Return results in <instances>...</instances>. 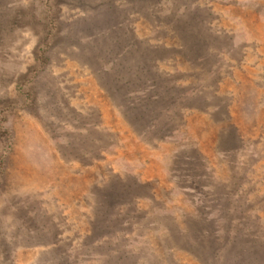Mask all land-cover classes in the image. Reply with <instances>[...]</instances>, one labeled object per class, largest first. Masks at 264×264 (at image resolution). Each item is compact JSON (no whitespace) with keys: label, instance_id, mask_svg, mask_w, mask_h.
Returning <instances> with one entry per match:
<instances>
[{"label":"rangeland","instance_id":"rangeland-1","mask_svg":"<svg viewBox=\"0 0 264 264\" xmlns=\"http://www.w3.org/2000/svg\"><path fill=\"white\" fill-rule=\"evenodd\" d=\"M104 19L177 76L159 131ZM0 264H264V0H0Z\"/></svg>","mask_w":264,"mask_h":264},{"label":"trees","instance_id":"trees-1","mask_svg":"<svg viewBox=\"0 0 264 264\" xmlns=\"http://www.w3.org/2000/svg\"><path fill=\"white\" fill-rule=\"evenodd\" d=\"M171 16L172 13L165 20L169 29L176 32L179 30L178 33H180V29L177 27L181 29L187 27L185 23L169 21L168 18ZM107 18L109 19V17ZM113 22H115L114 19L110 23L107 19H104L100 24L88 23L85 31L87 30L92 41V45L89 44L88 46L96 48L93 42L95 38H98L100 41L99 45L104 51L107 48L108 51H112L109 48L111 44L113 48H116L115 61H110L111 63L106 66H114L113 76L116 79L114 84L119 87H121L120 85L127 87L128 89H125V92H128L127 94L130 96L131 101L132 99L139 101V105L133 106L131 102H127L124 95H121L123 99L119 105H116L117 108L123 109L124 112L122 114L125 118L128 119V116H133L134 119L147 120L149 124L147 130L151 127L152 130L159 131L166 117L162 110L163 103L165 101V104L168 106L171 103L169 99L172 97V94L177 95L178 87L176 86L178 83L174 80L177 76H175L174 72L170 71H162L159 74L152 73L153 66H150L149 60L145 59V55L149 56L156 52L152 48V43H148L145 38L140 36H128L125 32L131 30L130 28L125 26V24ZM120 30H123L124 33ZM85 31L83 30L84 34H86ZM104 51L101 50V53ZM106 66H103V69L101 68V71H103L101 75H104L110 81L111 89H113L114 80L109 76L110 68ZM119 72L121 73L120 76L118 75ZM132 88L136 90H132ZM135 93H138L140 96L136 98L134 96Z\"/></svg>","mask_w":264,"mask_h":264}]
</instances>
